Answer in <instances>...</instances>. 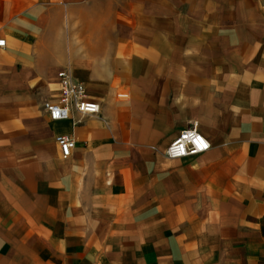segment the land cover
I'll return each mask as SVG.
<instances>
[{"label": "crops", "instance_id": "1", "mask_svg": "<svg viewBox=\"0 0 264 264\" xmlns=\"http://www.w3.org/2000/svg\"><path fill=\"white\" fill-rule=\"evenodd\" d=\"M0 38V264H264V0H0ZM67 67L99 113L44 111Z\"/></svg>", "mask_w": 264, "mask_h": 264}, {"label": "built area", "instance_id": "2", "mask_svg": "<svg viewBox=\"0 0 264 264\" xmlns=\"http://www.w3.org/2000/svg\"><path fill=\"white\" fill-rule=\"evenodd\" d=\"M4 45L5 40L0 38V47ZM57 79L58 94L56 98L43 102V109L51 120L67 119L73 113H77L80 117L99 113V103L89 98L84 84L73 76L70 68L59 70ZM79 121L80 119H76L75 123ZM55 140L62 157H68L75 145L74 139L67 135H57ZM209 148V141L194 124L180 130L167 146L165 156L169 159H178L201 154Z\"/></svg>", "mask_w": 264, "mask_h": 264}]
</instances>
